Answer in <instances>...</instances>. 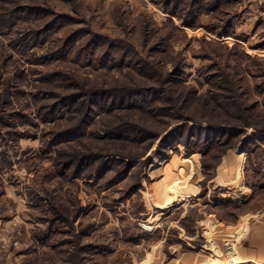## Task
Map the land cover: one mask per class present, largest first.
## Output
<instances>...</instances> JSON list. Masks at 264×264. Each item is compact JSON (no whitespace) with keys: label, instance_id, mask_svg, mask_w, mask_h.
Listing matches in <instances>:
<instances>
[{"label":"rangeland","instance_id":"obj_1","mask_svg":"<svg viewBox=\"0 0 264 264\" xmlns=\"http://www.w3.org/2000/svg\"><path fill=\"white\" fill-rule=\"evenodd\" d=\"M92 93L87 119L64 98ZM255 131L264 0H0V264H208L217 228L264 213Z\"/></svg>","mask_w":264,"mask_h":264},{"label":"crops","instance_id":"obj_2","mask_svg":"<svg viewBox=\"0 0 264 264\" xmlns=\"http://www.w3.org/2000/svg\"><path fill=\"white\" fill-rule=\"evenodd\" d=\"M215 235L216 240L212 246L214 258L208 264H213V261L220 256L216 248L223 247L222 250H225L229 241H233L236 245L235 255L245 261L239 264H264V213L250 214L234 225L219 227ZM181 263L183 264V261Z\"/></svg>","mask_w":264,"mask_h":264},{"label":"trees","instance_id":"obj_3","mask_svg":"<svg viewBox=\"0 0 264 264\" xmlns=\"http://www.w3.org/2000/svg\"><path fill=\"white\" fill-rule=\"evenodd\" d=\"M176 74L177 75H179L180 76V74H181V72L180 71H178V70H176ZM125 93L126 92H124V91H122V90H120V91H118L117 93H115V96H116V98L118 99V98H120L121 96H123V95H125ZM135 94H137V93H135ZM85 96H87V99L85 100L84 98H85ZM98 95L96 94V93H92V94H88V95H80V94H68V95H65L64 96V98L65 99H67V100H71L73 103H74V105H73V108L71 109V111L73 110V109H75V110H78L77 112H82L84 109H85V107H86V105H88L89 107L84 111V115H83V118H85V119H87V118H89V116L93 113V108H94V106H97V101H95L96 99V97H97ZM80 101H82V103H79ZM77 105V106H76ZM74 106H76V107H74ZM223 106V104H221L219 107H222ZM208 107V105H206L205 106V108H207ZM140 109H142V111H144V112H146V109L145 108H140ZM224 110H227V109H224ZM231 115H233V116H237V114H231ZM186 120H191L190 122L191 123H199V125H202V126H204V127H208V122H210V121H208V120H206V121H203V120H201V121H198V120H196V119H189V118H187ZM131 121H126V131L125 132H129V133H131V134H134V137L136 136V140L137 141H140V142H146V140H147V138H145V137H143V133H141V132H138L137 130H134V129H132L128 124L130 123ZM210 126H212V124L210 125ZM174 128V127H173ZM173 128L170 130V132L168 131V133L166 134V135H164V137H163V139L160 141V143L158 144V146H157V151L158 152H162L163 151V148L167 145V142H168V140H169V138H170V135H171V132L173 131ZM220 128H222V127H217V129H220ZM223 130H225L226 131V128H222ZM236 129V131L235 132H240V131H238V128H234L233 130H235ZM227 130H231V128H227ZM256 133H254V134H252V135H256L257 136V133H259L260 134V136L262 137V135H264V132L263 131H259V132H257V131H255ZM239 135V134H238ZM251 136V135H250ZM250 136L248 135V136H246L245 138H246V142H244V144H245V146L247 147V144L249 143V141H250ZM150 138V137H149ZM186 140H188L189 141V137H187V139ZM149 155H150V152L148 153ZM148 155V156H149ZM112 156H114L115 157V160H117V161H119L120 159H123V158H121V157H119V155L118 154H116V155H112ZM131 156V155H130ZM100 158H102V160H103V162H105V160L106 159H108L109 157H107V158H105V159H103L104 158V156H101V157H98L96 160H99ZM119 159V160H118ZM124 159H126V158H124ZM92 160H95V159H92ZM134 160L135 159H132V158H127L126 159V161H124V164H126V166H125V168H128L127 170H131L133 167L134 168H136V167H138V168H140V173H141V175L142 176H145L146 174H144V172L147 170V166H148V164L150 163V160L151 159H149L148 161H146V162H143L141 159L138 161L139 163H134ZM105 166H102V167H100V170H102L103 172L104 171H106V168H107V166H106V164H104ZM141 166V167H140ZM102 171H100V173L99 174H102ZM135 187H137V185L135 186ZM248 206H245V207H242L241 206V213L240 214H242L244 211H242V210H244V209H246ZM236 217H237V215H236Z\"/></svg>","mask_w":264,"mask_h":264},{"label":"bare ground","instance_id":"obj_4","mask_svg":"<svg viewBox=\"0 0 264 264\" xmlns=\"http://www.w3.org/2000/svg\"><path fill=\"white\" fill-rule=\"evenodd\" d=\"M161 159V158H159ZM169 163L167 164V167H166V170H168V173L170 175V177L172 176L173 177V172L176 170L180 176H183L184 173L182 172V168H181V164L179 162V160L177 159V157L175 155H172L169 157L168 159ZM166 163V162H165ZM230 167V169L232 171H235V166L229 164V166H225L223 165L222 166V170H221V173H220V179L221 181L224 180V179H227V168ZM170 169V170H169ZM235 174V172H234ZM237 175V174H236ZM239 175V174H238ZM189 178V177H188ZM188 178H186L188 180ZM183 181V180H182ZM188 182V181H187ZM193 187L190 185V184H186L185 183V180L180 183V182H175L173 184V186H171V188H169V190H171V192H173V194H180V192L182 193H189V192H192ZM169 193V192H168ZM241 227V226H240ZM245 227V225H244ZM245 229V228H244ZM243 230V229H242ZM247 230V229H246ZM235 245V244H234ZM235 249H236V246L233 247L232 244H230L227 249H226V252H227V256H229V259H223V258H217L215 260V264H237V263H242L240 262L241 259L238 258L236 255H235ZM195 255V254H193ZM231 257V259H230ZM195 262V261H194ZM245 262V261H243Z\"/></svg>","mask_w":264,"mask_h":264}]
</instances>
